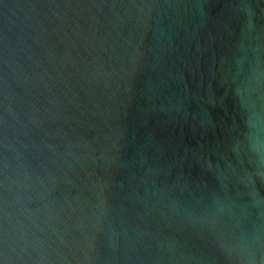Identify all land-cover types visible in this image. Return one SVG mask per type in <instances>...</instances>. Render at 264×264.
<instances>
[{
  "label": "water",
  "instance_id": "95a60500",
  "mask_svg": "<svg viewBox=\"0 0 264 264\" xmlns=\"http://www.w3.org/2000/svg\"><path fill=\"white\" fill-rule=\"evenodd\" d=\"M0 264H264V0H0Z\"/></svg>",
  "mask_w": 264,
  "mask_h": 264
}]
</instances>
